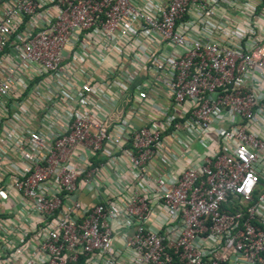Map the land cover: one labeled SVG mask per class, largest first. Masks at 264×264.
Listing matches in <instances>:
<instances>
[{
    "label": "built area",
    "instance_id": "1",
    "mask_svg": "<svg viewBox=\"0 0 264 264\" xmlns=\"http://www.w3.org/2000/svg\"><path fill=\"white\" fill-rule=\"evenodd\" d=\"M0 264H264V0H0Z\"/></svg>",
    "mask_w": 264,
    "mask_h": 264
},
{
    "label": "crops",
    "instance_id": "2",
    "mask_svg": "<svg viewBox=\"0 0 264 264\" xmlns=\"http://www.w3.org/2000/svg\"><path fill=\"white\" fill-rule=\"evenodd\" d=\"M207 142L210 145L209 148L214 144V135L213 134L208 135ZM169 149L173 150V147H169ZM205 152H206V149L203 148L199 143H194L192 149L188 153V157L190 160H195L197 157L205 154ZM174 166H175V169L177 171L180 170V167H181L180 163H177V164L175 163Z\"/></svg>",
    "mask_w": 264,
    "mask_h": 264
}]
</instances>
